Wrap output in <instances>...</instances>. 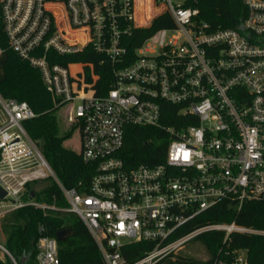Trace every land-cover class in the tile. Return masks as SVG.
Here are the masks:
<instances>
[{"label": "built area", "instance_id": "obj_1", "mask_svg": "<svg viewBox=\"0 0 264 264\" xmlns=\"http://www.w3.org/2000/svg\"><path fill=\"white\" fill-rule=\"evenodd\" d=\"M191 1L0 0L7 47L40 72L57 108L69 107L79 153L95 170L88 191L65 188L23 127L38 114L0 94V218L27 206L56 209L28 191L53 178L105 264H130L122 250L140 242L152 248L131 264H161L212 231L225 241L232 233L264 236L236 222L182 232L221 201L238 212L264 204V0H241L245 11L234 27L214 26ZM163 15L172 27L136 46L135 31ZM87 48L107 74L102 93L95 63L63 60ZM168 105L178 107L172 124ZM130 126L167 136L160 162L124 161ZM37 247L38 264H60L56 238L41 237ZM231 264H246L245 252Z\"/></svg>", "mask_w": 264, "mask_h": 264}, {"label": "trees", "instance_id": "obj_2", "mask_svg": "<svg viewBox=\"0 0 264 264\" xmlns=\"http://www.w3.org/2000/svg\"><path fill=\"white\" fill-rule=\"evenodd\" d=\"M192 5L199 8L202 18L214 26L234 27L244 14L241 0H192ZM172 23L169 15L157 18L150 29L136 30L134 43L136 46L155 30L170 28ZM0 46L4 49L0 55V94L6 99H16L27 102L38 114L36 118L26 120L23 127L29 137L43 155L61 184L67 189H77L80 192L88 191L89 184L95 172L93 165L86 163L79 152L71 150L64 142L71 137V132L63 133L57 115V107L46 90L40 72L28 62L22 60L16 53L7 47V40L0 27ZM135 46V45H134ZM101 57L91 53L87 48L82 53L64 57L68 63H95V71L101 75L97 89L99 93L108 88L107 74L104 75L98 66ZM107 67V65L105 66ZM91 81V77H88ZM169 120L176 114L178 107L168 105ZM168 138L156 128L146 126H130L126 130L125 146L121 153L128 165L141 162L158 163L159 156L165 154ZM32 184H28L31 195ZM27 195L26 198H30ZM35 200L56 209L45 211L27 206L15 210L3 217V228L6 234L5 248L10 252L14 261L6 255L0 264H38V241L41 237L56 238L57 232L70 229L73 234L63 242H58L60 264H105L99 246L84 222L78 215L68 211L69 204L53 181L42 191L36 192ZM236 224L264 230V204L261 202L246 203L238 212L229 201H221L214 207L198 215L187 224L182 232H189L209 224ZM225 234L221 231H212L196 238L203 244L207 260L200 261L192 256L175 254L161 264H231L235 256L244 251L246 264H264V236L232 233L225 241ZM152 244L140 242L129 244L122 250L128 263H134L150 251Z\"/></svg>", "mask_w": 264, "mask_h": 264}, {"label": "rangeland", "instance_id": "obj_3", "mask_svg": "<svg viewBox=\"0 0 264 264\" xmlns=\"http://www.w3.org/2000/svg\"><path fill=\"white\" fill-rule=\"evenodd\" d=\"M69 111V107H64V108H58L57 109V115L59 119V123L61 126V130L63 133H68L71 132V137L67 139L64 142V145L76 152H79V137L78 134H76L74 128L70 125V123L67 120L66 113ZM5 120L4 114L0 111V121ZM54 181L53 178H49L46 180H41L37 181L32 184L31 188L35 192H40L42 191L45 187L49 186L52 182ZM6 234L4 232L3 228V218H0V243L2 245L6 244ZM177 254H182L186 256H192L196 258L197 260L200 261H205L207 260V254L204 249V246L201 242L199 241H192L184 249H182L180 252ZM6 253L0 249V259L5 260L6 259Z\"/></svg>", "mask_w": 264, "mask_h": 264}, {"label": "water", "instance_id": "obj_4", "mask_svg": "<svg viewBox=\"0 0 264 264\" xmlns=\"http://www.w3.org/2000/svg\"><path fill=\"white\" fill-rule=\"evenodd\" d=\"M35 195L34 191H31V198H33ZM6 196V192H4L2 190V188L0 187V199H4ZM73 234L72 230L70 229H62L59 232H57L56 234V239L58 242H63L66 239H68L71 235ZM21 264H23V261L21 262Z\"/></svg>", "mask_w": 264, "mask_h": 264}]
</instances>
